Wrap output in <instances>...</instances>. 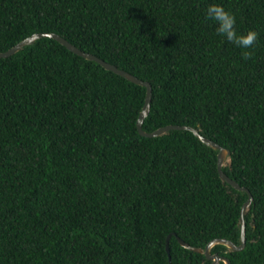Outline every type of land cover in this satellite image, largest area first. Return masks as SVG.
Wrapping results in <instances>:
<instances>
[{"label": "trees", "instance_id": "16d2710c", "mask_svg": "<svg viewBox=\"0 0 264 264\" xmlns=\"http://www.w3.org/2000/svg\"><path fill=\"white\" fill-rule=\"evenodd\" d=\"M212 3L259 34L253 59ZM36 33L148 82L143 132L189 126L228 150L245 242L209 253L264 264V0H0V52ZM144 95L48 37L0 58V264H209L176 238L239 243L246 193L191 132L139 135Z\"/></svg>", "mask_w": 264, "mask_h": 264}, {"label": "water", "instance_id": "95a60500", "mask_svg": "<svg viewBox=\"0 0 264 264\" xmlns=\"http://www.w3.org/2000/svg\"><path fill=\"white\" fill-rule=\"evenodd\" d=\"M40 37H48L51 38L55 41H57L60 45H62L63 47H65L68 51L72 52L73 54L82 57L83 59L86 60H90V61H94L97 64H99L103 69L108 70L114 74L119 75L120 77L124 78L125 80L143 86L145 89V95H144V100L141 106V109L136 117L135 120V128L136 131L139 135L144 136V137H156L159 136L163 133H165L168 130L174 129V130H187L189 132H191L201 143L207 145L208 147H210L211 149H215L217 150L216 153V172L218 175V178L228 184L229 186H231L234 190L237 191H243L246 193L247 198L246 200L241 204L240 206V210H239V243L237 245L233 244L232 242L226 240V239H213L211 241H209L204 249L201 251L200 249H194L191 248L189 246H187L186 244H184L180 239L176 238L177 242L184 248H187L191 251L194 252H202L205 256L206 259L210 260L209 264H218V261H222L224 264H228V261L225 258H222L216 254H210L209 250L210 248L215 245V244H221L224 245L225 247L228 248V250L230 251H239L240 249L243 248L244 246V221H243V214L246 212L250 201H251V195L248 192L247 189L240 187L237 185V183H235L234 181H232L231 179H229L222 171H221V167L224 165V163L228 160V156H229V152L227 149L221 147L220 145L214 143L213 141L202 137L201 135H199L197 133V131L189 126H183V125H164L162 127H158L155 130L151 131V132H143L140 128V124L143 120V118L146 116V114L148 113V107H149V99H150V85L148 82L146 81H142L138 78H136L135 76L122 71L120 69H117L116 67H114L111 64H108L106 62H104L103 60L97 58L96 56L90 54V53H86L83 51H80L79 49H77L76 47H74L73 45H71L70 43H68L67 41H65L63 38H61L60 36L53 34V33H36V34H32L29 37H26L24 39H22L21 41L17 42L15 45H13L12 47L8 48L7 50L0 52V58H5L7 56L12 55L13 53H15L16 51H18L21 47H23L24 45L30 44L33 42L34 39L40 38ZM168 235L166 236L165 239V252L167 255V260L169 263V256H168V247H167V239H168Z\"/></svg>", "mask_w": 264, "mask_h": 264}, {"label": "clouds", "instance_id": "9594fccd", "mask_svg": "<svg viewBox=\"0 0 264 264\" xmlns=\"http://www.w3.org/2000/svg\"><path fill=\"white\" fill-rule=\"evenodd\" d=\"M206 18L213 20L217 24V35L224 37L228 42L237 47L245 49L241 53L243 60L253 59L255 56V44L259 34L255 30H249L246 34H240L236 31V16L234 13L226 10L222 5L212 3L206 9Z\"/></svg>", "mask_w": 264, "mask_h": 264}]
</instances>
